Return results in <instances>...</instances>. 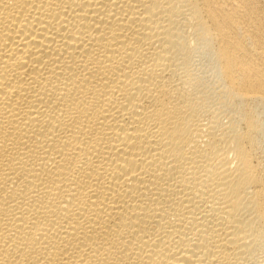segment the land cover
Listing matches in <instances>:
<instances>
[{
  "label": "bare ground",
  "instance_id": "1",
  "mask_svg": "<svg viewBox=\"0 0 264 264\" xmlns=\"http://www.w3.org/2000/svg\"><path fill=\"white\" fill-rule=\"evenodd\" d=\"M262 0H0V264H264Z\"/></svg>",
  "mask_w": 264,
  "mask_h": 264
},
{
  "label": "rangeland",
  "instance_id": "2",
  "mask_svg": "<svg viewBox=\"0 0 264 264\" xmlns=\"http://www.w3.org/2000/svg\"><path fill=\"white\" fill-rule=\"evenodd\" d=\"M262 2H263V3H262V5H263V4H264V0H262ZM263 7H264V6H263Z\"/></svg>",
  "mask_w": 264,
  "mask_h": 264
}]
</instances>
